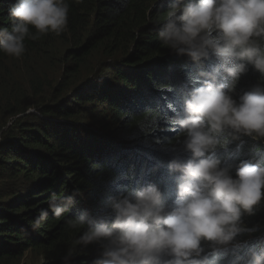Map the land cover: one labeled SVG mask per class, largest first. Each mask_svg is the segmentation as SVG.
<instances>
[{"label": "trees", "instance_id": "trees-1", "mask_svg": "<svg viewBox=\"0 0 264 264\" xmlns=\"http://www.w3.org/2000/svg\"><path fill=\"white\" fill-rule=\"evenodd\" d=\"M13 2L0 0V28L10 29ZM172 2L67 0L61 34L26 38L19 58L0 51V264H21L26 251L41 264H63L69 253V264H92L99 246L75 243L85 230L72 226L81 211L103 219L109 195L144 181L161 190L166 204L174 201L178 174L168 163L189 153L167 118L182 108L193 86L189 77L218 61L210 55L194 63L159 39ZM256 85L264 86V74L248 65L233 98ZM215 155L223 165L248 158L264 164V138H229ZM54 196H74L61 217L49 207ZM41 210L48 217L34 228ZM244 221L259 231L241 251L264 245V199ZM220 264H231L230 258Z\"/></svg>", "mask_w": 264, "mask_h": 264}, {"label": "clouds", "instance_id": "clouds-1", "mask_svg": "<svg viewBox=\"0 0 264 264\" xmlns=\"http://www.w3.org/2000/svg\"><path fill=\"white\" fill-rule=\"evenodd\" d=\"M68 12L67 0H14L8 8L10 29L0 28V51L21 57L26 38L61 34ZM158 36L194 63L210 55L218 61L211 71L189 77L193 86L182 108H172L167 118L184 135L183 150L189 153L186 160L173 157L168 163L178 174L175 199L166 204L151 184L111 194L105 218L87 211L76 217L72 226L85 230L75 243L99 246L92 264H220L224 256L231 264H264V245L240 249L259 231L244 217L255 215L264 199V164L248 158L223 165L215 155L229 138H264V86H253L238 99L232 95L248 65L264 74V0H173ZM73 204L74 196L49 201L56 217ZM47 217L48 211L41 210L33 227ZM243 235L248 236L240 242ZM71 259L66 254L63 264Z\"/></svg>", "mask_w": 264, "mask_h": 264}, {"label": "rangeland", "instance_id": "rangeland-1", "mask_svg": "<svg viewBox=\"0 0 264 264\" xmlns=\"http://www.w3.org/2000/svg\"><path fill=\"white\" fill-rule=\"evenodd\" d=\"M144 182L142 183L141 186H147L152 181H150L148 183H144ZM21 264H41V259H40V256L39 257H34V253L33 252L26 251L24 253L23 257L21 258Z\"/></svg>", "mask_w": 264, "mask_h": 264}]
</instances>
